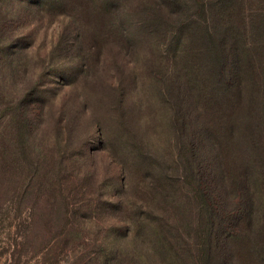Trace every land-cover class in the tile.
I'll return each mask as SVG.
<instances>
[{
    "label": "rangeland",
    "instance_id": "374dc122",
    "mask_svg": "<svg viewBox=\"0 0 264 264\" xmlns=\"http://www.w3.org/2000/svg\"><path fill=\"white\" fill-rule=\"evenodd\" d=\"M35 1L0 0V264H259L218 254L187 163L200 135L217 159L191 102L238 34L228 0H89L81 35ZM230 1L256 45L264 3Z\"/></svg>",
    "mask_w": 264,
    "mask_h": 264
},
{
    "label": "trees",
    "instance_id": "16d2710c",
    "mask_svg": "<svg viewBox=\"0 0 264 264\" xmlns=\"http://www.w3.org/2000/svg\"><path fill=\"white\" fill-rule=\"evenodd\" d=\"M46 1L50 2L53 12L59 11L64 18H68L80 35L82 23L94 22L97 26V23L103 24L98 10H90L92 4L88 3L89 0H39L35 1L37 4L31 5L39 6ZM223 1L226 0H213L212 3L219 4ZM259 1L264 3V0ZM201 4L200 10L205 16L207 8L205 4ZM238 5L239 3L230 0L226 7L224 3L225 14L231 22L229 25L232 29H237L238 34L231 35L229 47L222 40V46L217 47L218 50L215 48V57L213 60L211 58L212 84L209 85L205 76L200 74L199 78L194 79L193 85L198 89L196 100L191 102L195 112L199 115L211 112L214 115L211 127L206 124L201 129L214 139L210 144L211 148H215L217 142V159L214 164H210L211 160L207 156L209 146L203 135H200L196 144L189 143L187 163L197 193L209 204L208 235L214 240V248L218 254L233 256L238 246L244 248V257H251L253 261L264 264V106L261 107L264 104V9H259L256 14L258 16H250L256 17L255 20L252 18L253 25H259L257 32H260L259 43L251 47L246 40V28L232 24L235 16H241ZM78 12L84 15H78ZM115 16L117 18L119 14ZM83 19L86 20L82 21ZM156 20L158 21L157 18ZM240 22L237 24L243 23L242 18ZM245 23L246 21L243 25ZM187 24L188 21L182 23L183 28ZM8 31L10 26L0 29V38L6 36L8 39ZM226 37L225 33L223 38ZM225 44L227 50L223 48ZM2 53L3 47L0 48V55ZM215 80L219 86L217 89L210 87ZM20 109H17L18 113H21ZM26 123V127L30 129L28 121ZM210 140L209 138L208 142ZM229 149L231 150L228 151ZM234 151H238L240 157H237L242 160L241 169L238 168L239 161L231 159ZM204 181L208 186L202 188ZM234 197H240V202H234ZM236 229L239 231H235ZM202 246L206 249V243Z\"/></svg>",
    "mask_w": 264,
    "mask_h": 264
}]
</instances>
